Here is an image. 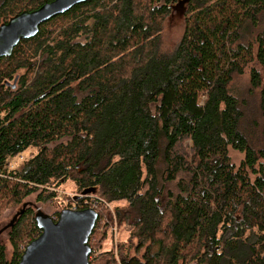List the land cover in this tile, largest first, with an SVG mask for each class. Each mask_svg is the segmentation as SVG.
<instances>
[{
	"label": "trees",
	"instance_id": "trees-1",
	"mask_svg": "<svg viewBox=\"0 0 264 264\" xmlns=\"http://www.w3.org/2000/svg\"><path fill=\"white\" fill-rule=\"evenodd\" d=\"M50 1L0 0V25ZM159 1L75 5L0 60V210L18 206L0 264H18L39 234L23 200H54L66 182L80 195L63 197L56 218L96 203L91 251L108 205L125 203L115 218L144 253L120 245L117 264H264V0H183L169 52L161 26L175 0ZM248 67L249 126L231 85Z\"/></svg>",
	"mask_w": 264,
	"mask_h": 264
},
{
	"label": "water",
	"instance_id": "water-1",
	"mask_svg": "<svg viewBox=\"0 0 264 264\" xmlns=\"http://www.w3.org/2000/svg\"><path fill=\"white\" fill-rule=\"evenodd\" d=\"M87 1L91 0H52L8 19L0 25V60L9 56L21 40L33 38L43 23ZM97 219L98 212L92 208L65 209L55 220L37 210L39 234L26 245L18 264H89L88 240Z\"/></svg>",
	"mask_w": 264,
	"mask_h": 264
},
{
	"label": "rangeland",
	"instance_id": "rangeland-1",
	"mask_svg": "<svg viewBox=\"0 0 264 264\" xmlns=\"http://www.w3.org/2000/svg\"><path fill=\"white\" fill-rule=\"evenodd\" d=\"M165 2H166L165 0H160L157 3V5L159 6L161 4H164ZM184 3L185 2L183 0H175L171 2L169 5V9H170L169 13L164 17L162 21L160 48L164 52H169L173 50L182 36L185 26L184 18L182 15L185 9ZM249 69L250 67L246 68L241 76L234 77L231 83L232 90H234L237 93L236 95L239 96L240 101L242 102V106H243L242 109L245 114V119L247 121V124L251 119L258 118L256 114L257 90H255L253 93H250L251 91L249 90ZM260 70L264 71V68H260ZM21 73H23V71H20V74ZM203 100L204 97H201L199 101L200 104L203 103ZM188 145L189 142L184 141L182 147L185 148V150H187ZM29 152L30 151H26L25 153L22 154V156L11 159L10 160L11 167H19L22 164V161H24L30 156L31 152L30 153ZM33 153L34 150H32V154ZM229 156L234 164H238L243 158V154H240L231 149H229ZM171 188H173V185H171ZM74 191H75V186L73 185V183L66 182L60 188L50 189V192H55L56 194L54 200L38 202L37 196L40 193V191H38L36 193L29 195L27 198L23 200V202L30 203L29 205H31V209L33 211L39 210L42 213L47 214L52 218H56V214L61 210L59 203L61 199H63V197L68 195L74 198L75 196L80 195L78 193H75ZM68 202L69 201L64 200L65 203L64 205H67L69 207L71 205V202L70 203ZM108 206H109L108 208L110 209L108 212L109 214H111L113 221L111 222L108 219L109 215L107 214L106 218H102L98 222V226L100 228L99 231L100 232L102 231L104 233L102 234V236L99 235L92 236L91 247L94 248V251H92V253L94 254H90L89 256L88 258L89 264H108L109 256L108 254H105V252L111 250V247L113 249V256L115 257L117 264L119 259L118 258L119 254L117 253L116 249L118 248L119 250L120 245L123 247V250L127 251V254L129 255H136L140 257L144 253V249H137V243H136L137 240L130 238V232L131 231L133 232V230L125 224L119 225L115 218L114 208L117 206L123 207L125 206V203L123 201L115 202ZM17 210H18V206H14V207L9 206L3 210H0V230L3 229V232L0 233V246L4 248L5 256L7 259H9L13 254V248L11 246L9 239L10 232H9L8 224ZM109 221L111 222V225L109 224ZM22 241L25 240L22 239ZM16 243L18 244V246H20L21 249V245L23 244V242H21V245H20V240H18Z\"/></svg>",
	"mask_w": 264,
	"mask_h": 264
},
{
	"label": "built area",
	"instance_id": "built-area-1",
	"mask_svg": "<svg viewBox=\"0 0 264 264\" xmlns=\"http://www.w3.org/2000/svg\"><path fill=\"white\" fill-rule=\"evenodd\" d=\"M84 205L87 206V202H85ZM76 208H77V207L74 206V207H72V208H70V209H72V210H77ZM90 208H92V209L95 210V209H96V203H93V205H92ZM53 219L55 220L56 218H53ZM91 252H92V251H91Z\"/></svg>",
	"mask_w": 264,
	"mask_h": 264
}]
</instances>
